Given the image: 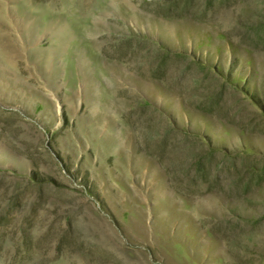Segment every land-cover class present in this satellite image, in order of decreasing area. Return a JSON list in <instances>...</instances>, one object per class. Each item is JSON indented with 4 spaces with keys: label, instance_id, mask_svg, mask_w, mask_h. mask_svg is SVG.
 Segmentation results:
<instances>
[{
    "label": "rangeland",
    "instance_id": "1",
    "mask_svg": "<svg viewBox=\"0 0 264 264\" xmlns=\"http://www.w3.org/2000/svg\"><path fill=\"white\" fill-rule=\"evenodd\" d=\"M0 264H264V0H0Z\"/></svg>",
    "mask_w": 264,
    "mask_h": 264
}]
</instances>
